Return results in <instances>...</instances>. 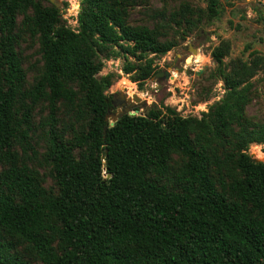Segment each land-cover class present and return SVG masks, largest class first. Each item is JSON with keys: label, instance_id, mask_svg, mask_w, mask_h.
<instances>
[{"label": "trees", "instance_id": "16d2710c", "mask_svg": "<svg viewBox=\"0 0 264 264\" xmlns=\"http://www.w3.org/2000/svg\"><path fill=\"white\" fill-rule=\"evenodd\" d=\"M198 1L148 26L127 21L132 0H80L75 31L47 0H0V264H264V162L247 154L264 115L246 114L264 56L213 47L224 93L199 119L160 105L110 125L113 75H89L123 55L142 87L176 34L219 17ZM21 43L37 46L32 83Z\"/></svg>", "mask_w": 264, "mask_h": 264}, {"label": "rangeland", "instance_id": "374dc122", "mask_svg": "<svg viewBox=\"0 0 264 264\" xmlns=\"http://www.w3.org/2000/svg\"><path fill=\"white\" fill-rule=\"evenodd\" d=\"M57 8L62 14L63 22L72 30L78 29L77 16L80 12V0H56ZM133 7L128 12L127 21L130 24H145L153 26L159 20L155 16L158 12L168 15L169 11L178 10L181 5L189 4L193 8H204L205 5L198 0H132ZM221 12L219 17L208 23H200L194 31L190 32L185 40H181L179 35H175L177 45L168 53L154 60L158 72L168 74L165 79L157 83L147 80L142 87L132 83L129 75L122 72L125 57L121 55L116 59L104 61L100 71L90 72L92 77H99L106 74L113 75V84L106 92L111 98L125 94L131 100L133 94L145 100L147 105L156 103L173 108L182 117L194 116L201 118L210 106L223 97L224 88L221 81L206 80L209 72L215 68L214 62L210 58V50L221 40H227L231 44V50L225 62L231 59L240 58L246 60L251 50H257L264 56V0H231L225 2L220 0ZM261 11L262 20H258V15L254 11ZM166 15V16H167ZM185 30L184 27L182 31ZM172 36L169 31L168 37ZM24 41H29L26 37ZM29 43V42H27ZM27 43H21V53L23 56V68L27 71L28 83H32L37 73L39 57L36 53L37 46L33 47ZM249 47L248 50L246 48ZM151 55H148L150 58ZM187 59L190 61L187 63ZM128 61H134L132 57H127ZM253 91L251 102L246 107V114L250 118H262L264 115V74L258 73L252 80ZM132 100L130 101V103ZM143 113L144 108H137ZM38 118V116L36 117ZM37 132H39L37 130ZM37 149L42 151L41 142L38 136ZM264 153V145L251 144L247 154L260 162L255 153ZM47 184H50L48 177ZM31 264H40L31 260Z\"/></svg>", "mask_w": 264, "mask_h": 264}, {"label": "water", "instance_id": "95a60500", "mask_svg": "<svg viewBox=\"0 0 264 264\" xmlns=\"http://www.w3.org/2000/svg\"><path fill=\"white\" fill-rule=\"evenodd\" d=\"M50 4L54 5L55 7L58 6V3L56 0H47ZM225 2H230L231 0H224ZM188 60V59H187ZM190 61V60H189ZM168 74L165 73V76L163 77V72H157L155 73L149 80L154 81L157 83L159 80L165 79ZM132 102L127 105L128 98H126L125 94H119L114 97V99L111 102V106L113 107V110L108 115L107 119L112 125L114 122H116L121 116L128 114V115H136V114H145L147 115L150 111V109L153 107L155 110H158L160 107L158 104L153 103L151 105H147L145 100L140 99L136 94H133ZM137 108H144V112L140 113L138 112ZM250 159L254 162H260L257 161L253 155H249Z\"/></svg>", "mask_w": 264, "mask_h": 264}, {"label": "bare ground", "instance_id": "6f19581e", "mask_svg": "<svg viewBox=\"0 0 264 264\" xmlns=\"http://www.w3.org/2000/svg\"><path fill=\"white\" fill-rule=\"evenodd\" d=\"M189 60H190V59L187 60V63L189 62ZM131 100H132V99H131ZM131 100L128 98V101H127L126 104L129 105ZM255 156H256L257 158H260V160H264V153H258V152H257V153H255Z\"/></svg>", "mask_w": 264, "mask_h": 264}, {"label": "built area", "instance_id": "2783aa9c", "mask_svg": "<svg viewBox=\"0 0 264 264\" xmlns=\"http://www.w3.org/2000/svg\"><path fill=\"white\" fill-rule=\"evenodd\" d=\"M263 30H264V23H263Z\"/></svg>", "mask_w": 264, "mask_h": 264}]
</instances>
